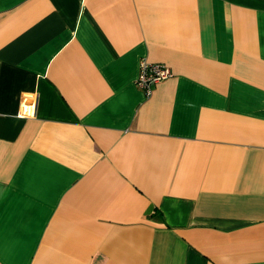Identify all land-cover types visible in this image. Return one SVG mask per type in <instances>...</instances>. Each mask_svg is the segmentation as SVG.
Listing matches in <instances>:
<instances>
[{"label": "crops", "instance_id": "1", "mask_svg": "<svg viewBox=\"0 0 264 264\" xmlns=\"http://www.w3.org/2000/svg\"><path fill=\"white\" fill-rule=\"evenodd\" d=\"M0 264H264V0H0Z\"/></svg>", "mask_w": 264, "mask_h": 264}, {"label": "built area", "instance_id": "2", "mask_svg": "<svg viewBox=\"0 0 264 264\" xmlns=\"http://www.w3.org/2000/svg\"><path fill=\"white\" fill-rule=\"evenodd\" d=\"M171 76V69L165 64L150 62L142 58L139 61V70L135 79V85L144 91L146 95H150L153 85Z\"/></svg>", "mask_w": 264, "mask_h": 264}]
</instances>
